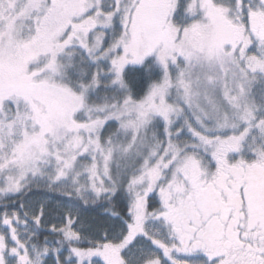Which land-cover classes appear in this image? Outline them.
<instances>
[{
  "label": "snow or ice",
  "instance_id": "snow-or-ice-1",
  "mask_svg": "<svg viewBox=\"0 0 264 264\" xmlns=\"http://www.w3.org/2000/svg\"><path fill=\"white\" fill-rule=\"evenodd\" d=\"M0 264H264V0H0Z\"/></svg>",
  "mask_w": 264,
  "mask_h": 264
}]
</instances>
